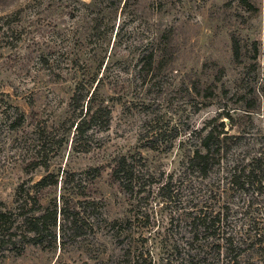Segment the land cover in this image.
<instances>
[{"label": "rangeland", "instance_id": "obj_1", "mask_svg": "<svg viewBox=\"0 0 264 264\" xmlns=\"http://www.w3.org/2000/svg\"><path fill=\"white\" fill-rule=\"evenodd\" d=\"M248 2L254 9L242 0H0V202L12 208L18 185L46 173L105 168L91 229L62 247L1 245L0 264H135L141 252L138 264H164L169 240L184 247L188 212L223 213L226 203V232L241 239L231 252L237 264H264V198L217 191L215 167L207 178L183 168L205 125L223 127L222 156L246 162L263 150L264 0ZM78 84L111 110L105 129L93 127L88 151L75 149L68 131ZM15 108L25 121L13 129ZM160 131L157 149L140 147ZM136 152L156 182L172 176L170 196L159 183L129 196L109 181L113 160ZM32 156L47 167L30 169ZM112 221L122 236L113 235ZM204 264L232 263L222 253Z\"/></svg>", "mask_w": 264, "mask_h": 264}, {"label": "trees", "instance_id": "obj_2", "mask_svg": "<svg viewBox=\"0 0 264 264\" xmlns=\"http://www.w3.org/2000/svg\"><path fill=\"white\" fill-rule=\"evenodd\" d=\"M242 2L249 8L254 9L248 0ZM262 45L264 48V29ZM253 59L258 57L259 50L255 42L252 43ZM239 47L233 45V53L237 57ZM262 73L260 78V94L264 104V50L262 54ZM82 84L75 86L69 102L68 131L72 134V143L78 151H88L94 131L93 127L105 129L110 122L111 110L101 99H97L93 89L83 92ZM16 109L14 119L11 121L13 129L19 128L25 121L23 112ZM228 116V114H226ZM214 120V118L212 119ZM210 123V122H208ZM223 126V121L219 124ZM217 126L202 128L205 132L198 131L199 145L183 162L185 175L197 173L201 178H207L209 171L215 167L217 174L216 190L226 191L229 188H239L242 191L251 192L253 197L264 198V141L259 155L251 157L248 161L237 159L227 155L226 135L223 127ZM146 141L140 145L142 148L157 149L161 141L159 137L162 131L153 132ZM40 136V135H39ZM44 136H40L41 145ZM174 136L170 139L168 147L172 146ZM64 141V140H62ZM60 141L59 145L63 142ZM137 156V157H135ZM38 157V156H36ZM35 156L27 165L30 169L39 166L47 167V159L39 162ZM140 152L130 155H119L110 164L109 181L116 185L118 190L125 195H140L144 191H150L152 185L159 183L158 191L164 197L171 192L172 176L161 182H156L155 175L147 167ZM103 166L89 167L78 172L62 171L59 173H46L35 182H22L18 185L14 195V206L0 208V247L1 245H13L15 249H22L26 244L41 245L43 247H60L69 243H75L81 238L87 229H91L97 219V205L99 203V190L97 181L101 177ZM218 188V189H217ZM148 189V190H146ZM210 193L212 188L208 189ZM228 203L221 208L224 212H204L201 208L192 210L186 214V231L188 236L181 238L184 247L179 242H168V254L164 264H172L169 259L184 255V260L178 264H204L216 259L221 260L223 253L232 264H237L236 252L239 249L241 239H236L233 232H226L228 228L226 210ZM110 229L114 236L123 235V229L119 221H112ZM228 233V234H227ZM18 243V246L15 244ZM12 249V248H11ZM18 249V250H19ZM150 255V251L148 252ZM143 252L135 255L134 262L138 264L142 259ZM141 264V263H140Z\"/></svg>", "mask_w": 264, "mask_h": 264}]
</instances>
